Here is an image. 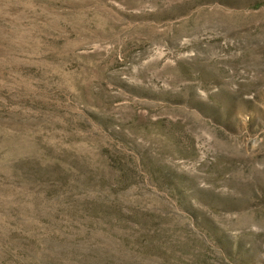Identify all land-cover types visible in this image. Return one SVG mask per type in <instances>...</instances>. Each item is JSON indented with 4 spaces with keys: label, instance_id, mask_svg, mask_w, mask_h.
I'll return each instance as SVG.
<instances>
[{
    "label": "rangeland",
    "instance_id": "374dc122",
    "mask_svg": "<svg viewBox=\"0 0 264 264\" xmlns=\"http://www.w3.org/2000/svg\"><path fill=\"white\" fill-rule=\"evenodd\" d=\"M0 264H264V0H0Z\"/></svg>",
    "mask_w": 264,
    "mask_h": 264
}]
</instances>
